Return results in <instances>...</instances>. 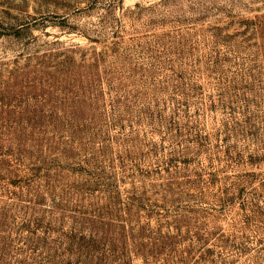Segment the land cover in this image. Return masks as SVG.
Listing matches in <instances>:
<instances>
[{"label": "rangeland", "instance_id": "374dc122", "mask_svg": "<svg viewBox=\"0 0 264 264\" xmlns=\"http://www.w3.org/2000/svg\"><path fill=\"white\" fill-rule=\"evenodd\" d=\"M0 264H264V0H0Z\"/></svg>", "mask_w": 264, "mask_h": 264}]
</instances>
